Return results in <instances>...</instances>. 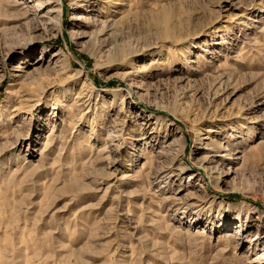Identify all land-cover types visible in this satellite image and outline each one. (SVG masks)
<instances>
[{"label":"rangeland","instance_id":"374dc122","mask_svg":"<svg viewBox=\"0 0 264 264\" xmlns=\"http://www.w3.org/2000/svg\"><path fill=\"white\" fill-rule=\"evenodd\" d=\"M62 1L0 0V264H264V0Z\"/></svg>","mask_w":264,"mask_h":264},{"label":"bare ground","instance_id":"6f19581e","mask_svg":"<svg viewBox=\"0 0 264 264\" xmlns=\"http://www.w3.org/2000/svg\"><path fill=\"white\" fill-rule=\"evenodd\" d=\"M62 2H63L62 0H15L14 4L17 6H22V8L24 10L22 13V18H25L28 20H37L40 24H42L43 28H47V26L52 25V24H55L57 27L60 25V18L59 17L61 14ZM31 9L33 10L34 15L32 16V18L29 19V15H30L29 12L31 11ZM115 26H116L115 22L109 23L107 26V31H106L107 33H109L108 36L109 35H110V37L112 36L113 41H116L118 39V37L116 36V31H114ZM55 29H56V27H55ZM134 53L135 52H129V57L134 56L133 55ZM54 65H55V63H54ZM24 68H26V67H23L20 64H18L16 66H14L13 70H15L16 72H14L12 74L14 77H17L16 78L17 84L20 85L19 88H21V89H23V88L26 89L25 86L27 84H29V82L25 81V80L30 78L29 74L25 73L26 71H24ZM60 70H63V68H60ZM138 70L141 72L144 71L142 67L138 68ZM30 81L33 82L34 81L33 78H31ZM131 93H133V89H131ZM62 106H63V104H62ZM16 109H18V108L15 107L14 110H16ZM49 135H51V134H49ZM111 135H112V133H111ZM144 135L143 136L145 139L150 138L149 136L146 137L147 134H144ZM144 138H141V139H144ZM55 140H56V136L53 135V137L50 138L49 142L45 141L44 142V144H45L44 149L51 146ZM217 147L221 148L220 144L215 146V148H211V151H209L207 153V155L203 156V159L200 161V166H203L206 163H211L213 161V158L216 155H215V153H211V152H217L216 151L218 149ZM219 157L221 158L222 162H226V161L228 162L229 160H233V159H240L239 157H236V158L232 157L231 153H222ZM113 161H118V159L115 158V159H113ZM146 163L147 164L149 163L147 159L145 160V164ZM170 167L171 166H161L158 170H156L154 176L159 177L160 181L162 183L167 182V180L170 179V176L172 175V170L170 169ZM122 177H125V175H123ZM212 179L208 178L209 181H212ZM218 179H219V176L214 177L215 181H217ZM202 187L204 188L205 186L201 185L200 188H202Z\"/></svg>","mask_w":264,"mask_h":264}]
</instances>
